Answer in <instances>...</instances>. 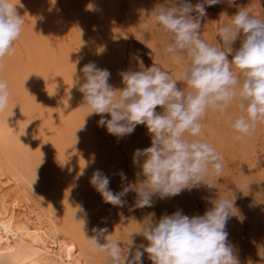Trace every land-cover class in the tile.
<instances>
[{
	"label": "rangeland",
	"instance_id": "rangeland-1",
	"mask_svg": "<svg viewBox=\"0 0 264 264\" xmlns=\"http://www.w3.org/2000/svg\"><path fill=\"white\" fill-rule=\"evenodd\" d=\"M13 2L25 23L12 51L0 60V80L7 83L10 93L9 104L0 113V119L11 133L10 142L3 147L11 158L21 163L30 184L19 185L18 181H12L7 185L0 181V196H8L6 200L10 205L26 204L33 217L45 222L49 238L57 235L80 255L84 264H104V255L86 238L95 235L94 228L106 227V235L123 241L126 251L131 239L137 247L147 246L148 241L134 232L140 230L141 223L152 213L156 221L178 210L189 217L203 215L219 196L232 198L237 215L227 222L228 241L234 246L240 264H264V124H257L250 135L237 140L238 133L229 123L230 117L241 114L234 106L223 116L209 111L201 121L203 138L223 157L222 174L210 179L213 187L201 185L171 198L153 197L151 207L141 208L136 206L134 191H129L122 198L126 201L124 206L118 207L105 203L90 184L98 169L110 178L109 187L114 193L137 182L136 173L140 168L134 165L133 154L136 149L150 147L151 138L146 126L141 124L132 134L118 139L105 127L98 126L99 115L86 116L87 112L80 107L83 102V93L79 91L83 82L81 70L89 62H95L110 71L108 82L117 89L123 87L120 73L140 70L141 63L145 68L154 64L173 77L180 76L183 65L174 63L164 52L169 35L155 24L151 15L153 8L164 0ZM188 2L195 5L202 0ZM240 8L264 19V0H235L232 4L221 0L216 5H206V16L201 19V38L211 45L222 46L217 28L228 23ZM238 47L239 41L233 49ZM177 87L184 85L177 82ZM57 98L67 100L61 99L64 101L61 103ZM44 111L49 112L48 116ZM156 111L162 109L157 107ZM67 164L71 170L67 169ZM69 172H75L74 176ZM121 172L126 179L121 178ZM241 179L253 182L248 192L238 190ZM81 206L86 215L77 212L78 220L74 219L76 208ZM8 214L15 216L20 241L13 247L12 254L0 255V264H17L27 250L16 249L28 245L31 239L29 233L23 231L24 224L17 219L18 210L8 208ZM46 258L50 264H56L54 257ZM142 259L143 264H152L147 253Z\"/></svg>",
	"mask_w": 264,
	"mask_h": 264
},
{
	"label": "clouds",
	"instance_id": "clouds-1",
	"mask_svg": "<svg viewBox=\"0 0 264 264\" xmlns=\"http://www.w3.org/2000/svg\"><path fill=\"white\" fill-rule=\"evenodd\" d=\"M220 2L202 0L192 5L188 0H164L153 8L155 24L169 35L165 54L183 65L178 77L141 63L140 70L120 73L123 87L117 89L108 82V69L95 62L83 66L79 91L86 116L99 115L98 126L118 139L141 124L151 138L150 147L133 154V163L140 168L137 182L114 193L107 175L99 169L93 173L90 184L105 203L123 207L122 198L134 191L137 207H151L153 197L165 199L201 185L213 187L210 179L222 174L223 157L202 136L201 121L209 111L223 116L229 107L239 109L240 115L229 118L237 140L264 124V19L240 8L217 28L222 46L211 45L201 38V19L206 5ZM24 23L13 0H0V60L12 51ZM237 41L239 47L234 50ZM177 82L184 87L178 88ZM9 100L8 85L0 80V113ZM157 107L162 111L157 112ZM120 175L126 179L123 172ZM252 183L241 179L238 190L248 192ZM212 203L203 215L192 217L178 210L156 221L152 213L134 232L148 241L147 246L137 247L131 239L125 251L123 241L106 235V227L94 228L95 235L86 238L104 255V264H143L145 253L152 264H240L226 231L228 220L237 215L235 200L219 196ZM77 212L86 215L81 206L74 219Z\"/></svg>",
	"mask_w": 264,
	"mask_h": 264
},
{
	"label": "bare ground",
	"instance_id": "bare-ground-1",
	"mask_svg": "<svg viewBox=\"0 0 264 264\" xmlns=\"http://www.w3.org/2000/svg\"><path fill=\"white\" fill-rule=\"evenodd\" d=\"M46 87V86H45ZM63 88V87H62ZM59 89V88H58ZM47 90V89H46ZM56 90V89H55ZM49 92V91H48ZM53 92V91H52ZM61 92V91H60ZM64 92V91H63ZM54 94V93H53ZM52 94V95H53ZM62 95H66L63 93ZM55 96V95H54ZM53 96V97H54ZM57 96V95H56ZM38 97V96H37ZM48 97V96H46ZM58 97V96H57ZM60 97V96H59ZM52 98V97H50ZM62 100H67V98ZM57 101L63 103L64 101L62 100ZM49 100V99H48ZM53 100V98H52ZM56 101V99H54ZM40 103V102H39ZM68 103V101H67ZM50 104V103H49ZM31 105V104H30ZM29 105V106H30ZM40 105V104H39ZM51 105V104H50ZM63 105V104H62ZM52 106V105H51ZM61 106V105H59ZM67 106V105H65ZM28 107V106H27ZM34 107V106H33ZM42 107V106H41ZM46 107V106H45ZM44 107V108H45ZM14 108V107H13ZM12 108V109H13ZM55 108V106H54ZM54 108H52L54 110ZM60 108V107H59ZM58 108V109H59ZM63 108V107H62ZM11 109V108H10ZM15 109V108H14ZM30 109V108H29ZM42 109V108H41ZM49 109V108H48ZM56 108V110H58ZM67 109V108H66ZM65 109V110H66ZM27 111V110H26ZM11 112V111H9ZM8 112V113H9ZM31 112V111H30ZM46 112V111H44ZM63 112V111H62ZM19 113V111H18ZM48 111L46 112L45 115L48 116ZM51 113V112H50ZM16 114V112H15ZM41 114V113H40ZM56 114V113H55ZM9 115V114H8ZM3 116V115H1ZM25 116V115H24ZM46 116V117H47ZM54 116V115H53ZM4 117V116H3ZM45 117V116H44ZM2 118V117H1ZM26 118V117H25ZM39 118V117H38ZM6 119V118H5ZM9 119V118H8ZM13 119V118H12ZM11 119V120H12ZM23 119V118H22ZM3 120V119H2ZM9 120V121H11ZM16 120V119H15ZM7 121V120H6ZM5 121V122H6ZM14 121V120H13ZM24 121V120H23ZM8 122V121H7ZM31 122V121H30ZM42 122V121H41ZM10 122H8L9 124ZM14 123V122H13ZM27 124V122H24ZM17 124V122H16ZM42 124V123H41ZM31 125V124H30ZM34 127V126H33ZM41 127V126H39ZM18 128V125L17 127ZM11 129V128H10ZM32 129V128H31ZM43 130V128H42ZM24 131V129H23ZM32 131V130H31ZM16 132V131H15ZM36 132V131H35ZM42 132V131H41ZM45 132V131H44ZM57 133V132H56ZM18 134V133H17ZM59 134V133H58ZM16 135V134H15ZM30 135V134H29ZM10 136L11 133L8 130V125L5 124L3 121L0 119V181L2 184H7L12 181H18L19 185L23 184V182L30 184L29 180L25 177L24 172H23V167L21 163L17 160H14L13 158L10 157V155L7 153V151L4 149V144L7 142H10ZM15 137V136H14ZM28 137V136H27ZM54 137H57L55 134ZM19 138V137H18ZM21 138V137H20ZM32 138V137H31ZM34 139V137H33ZM42 139V138H41ZM40 139V140H41ZM12 140V139H11ZM20 140V139H19ZM47 140V139H46ZM23 141V140H22ZM32 141V140H31ZM38 141V140H37ZM36 141V142H37ZM43 141V140H42ZM35 142V144H37ZM52 142V141H51ZM59 142V141H58ZM62 142V141H61ZM19 143V142H18ZM33 143V142H31ZM30 144V143H29ZM33 144L34 146H36ZM24 145V144H22ZM32 146V147H34ZM48 144H46V147ZM37 147V146H36ZM45 150L47 148L44 147ZM51 149V148H50ZM27 150V149H26ZM33 150V149H32ZM37 150L40 151V149L37 148ZM37 150H35L37 152ZM34 151V150H33ZM34 151V152H35ZM44 152V151H43ZM29 153V152H28ZM39 153V152H38ZM36 153V154H38ZM32 154V153H31ZM35 154V153H34ZM39 157V155H38ZM46 157V156H45ZM37 159V158H36ZM69 160H67L66 163H68ZM48 162H46L47 164ZM65 163V164H66ZM41 164V163H40ZM45 164V165H46ZM62 164V163H61ZM63 164V165H65ZM70 164V163H68ZM67 164L69 170L70 166ZM74 164V163H73ZM72 164V165H73ZM50 166V165H49ZM51 167V166H50ZM66 167V165H65ZM77 167V166H76ZM47 168V166L45 167ZM53 168V167H52ZM48 169V168H47ZM59 169V167H58ZM57 169V170H58ZM75 169V168H74ZM73 169V170H74ZM56 170V171H57ZM68 170V171H69ZM46 171V170H45ZM65 172V171H64ZM67 172V171H66ZM70 173V172H69ZM75 172L72 174L70 173V176H74ZM30 174V173H29ZM34 174V173H33ZM41 174V172H40ZM49 174V173H48ZM57 174V173H56ZM67 174V173H65ZM60 175V174H59ZM68 175V174H67ZM59 177V176H57ZM79 177V175H78ZM60 178V177H59ZM76 181V176L74 177ZM73 178V179H74ZM78 180V179H77ZM74 181V180H73ZM85 182V181H84ZM48 183V182H47ZM11 184V183H10ZM79 184V183H77ZM81 184V183H80ZM8 185V184H7ZM14 185V184H13ZM18 185V186H19ZM6 186V185H5ZM55 186V185H54ZM17 187V185H16ZM20 187V186H19ZM22 187H20L21 189ZM14 189V188H13ZM33 189V188H32ZM58 190V189H57ZM17 191V190H15ZM23 191V189H22ZM54 191V190H53ZM22 192L20 191L19 194ZM8 194V193H7ZM17 194V193H16ZM58 194V193H57ZM86 194V193H85ZM18 195V194H17ZM20 196V195H19ZM58 196V195H57ZM82 196V195H81ZM8 197V196H7ZM5 195L0 196V255H9L12 254L13 252V247L19 243L20 241V236H19V230L20 228L15 225L16 219L15 216H9L8 214V208L13 210H18V214L16 215L18 220H20L24 224V229L25 233H29L30 236V242L27 243L28 245H22L18 247V249H26L27 253L25 254V257L23 259H20L17 261V264H50L49 261L47 260V256H52L55 258L56 264H84V260L80 257V255L73 250L69 248V246L62 242L57 235H53L52 238H49L48 236V231L45 229L44 223L41 218L39 217H33L31 215L32 211L31 209L26 205V204H20L17 202L12 203L13 205H10L11 203L7 202ZM15 197V196H14ZM18 197V196H17ZM53 197V196H52ZM83 197V196H82ZM10 198V197H9ZM19 198V197H18ZM11 199V198H10ZM22 200V197H21ZM24 201V199H23ZM26 202V200H25ZM28 204V202H27ZM77 209V208H76ZM34 213V212H33ZM80 213V212H78ZM35 215V214H34ZM36 219V220H35ZM43 219V218H42ZM47 232H46V231ZM21 243V242H20ZM14 250V251H16ZM49 259V258H48ZM51 259V258H50ZM54 262V261H53Z\"/></svg>",
	"mask_w": 264,
	"mask_h": 264
}]
</instances>
